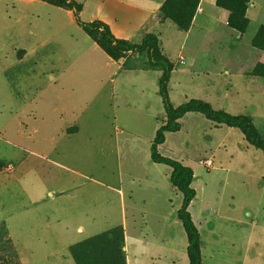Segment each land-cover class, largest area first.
<instances>
[{
	"label": "crops",
	"instance_id": "1",
	"mask_svg": "<svg viewBox=\"0 0 264 264\" xmlns=\"http://www.w3.org/2000/svg\"><path fill=\"white\" fill-rule=\"evenodd\" d=\"M73 1L81 6V21H101L116 39L137 44L146 34L156 35L164 57L175 59L168 85L177 73L209 78V70L196 67L197 59L184 45L195 27L200 32L213 30L220 17L226 25L228 12L215 0L199 1L187 31L163 18L160 8L165 0ZM263 3L248 0L249 24L241 37L231 29L237 43L249 34L246 46L252 54L264 52V46L251 45L264 26L256 9ZM98 35L87 34L73 11L56 3L0 0V208L5 213L0 222L18 264H77L71 252L75 245L117 226L123 229L126 264H174L179 239L187 247L176 217L182 195L170 182L171 168L150 160L155 132L165 123L159 94L161 104L157 99L161 70L150 67L140 53L111 57L99 46ZM196 44L197 48L203 43ZM210 60L213 64L214 58ZM250 64L243 78L264 88V78L252 71L264 61L254 59ZM180 88L192 95L205 92L211 106L212 97L220 96L214 79L203 87L182 83ZM191 94L185 100L201 99ZM194 114L199 113H187L180 122ZM146 126L148 137L134 130ZM168 134L158 146L160 153ZM141 151L144 160L139 166L135 160ZM113 155L118 163L115 172L83 165L90 160L105 162ZM175 192L181 195L177 204L171 199ZM18 215L20 219L10 226L9 220ZM116 215L120 224L98 230ZM127 222L132 225L130 236Z\"/></svg>",
	"mask_w": 264,
	"mask_h": 264
},
{
	"label": "rangeland",
	"instance_id": "2",
	"mask_svg": "<svg viewBox=\"0 0 264 264\" xmlns=\"http://www.w3.org/2000/svg\"><path fill=\"white\" fill-rule=\"evenodd\" d=\"M44 1L59 5L57 0ZM205 1L211 2V0ZM257 6L259 19L264 22V3ZM169 25L174 27L170 23ZM212 26H214L211 27L213 30L204 32H200L195 27L186 37L184 45L185 49L192 50L194 58L197 59L195 66L209 70V78L204 74L196 73L175 74L172 82L167 86L170 103L176 107L193 99L185 100V96L191 93L185 88H180L182 83L187 86L197 83L203 87L208 79H214L220 90V96L212 97L214 104L212 108L223 109L230 114L249 116L264 138V88L242 76L244 69L247 70L251 66L250 61L254 59L264 61V52H255V50V54L250 52V48L246 46L249 34L241 38V43H237L238 36L224 24L221 17L215 20ZM179 33L183 35L182 32ZM181 40L182 38L177 42ZM197 42H202V46L196 48ZM170 58L171 62L175 60L173 55ZM212 58H214L213 64L210 60ZM208 62L210 64H207ZM256 66L257 64L252 70L253 73L264 78L256 70ZM183 67L185 66H177L178 69ZM261 83L264 85V79ZM228 84L231 87L226 89ZM247 84L250 89L246 87ZM201 94H191V96H201L199 100L207 102L208 95L205 92ZM157 99L161 104L158 93ZM230 102L232 104H229ZM194 115L185 116L181 121L180 130L166 136L165 146L161 150L162 153H159L191 164L190 168L194 171L193 189L196 195L189 213L192 214V220L200 234L201 264H264V157L260 150L244 140L239 130L223 125L215 127L203 115ZM134 130L141 136L148 137L147 126ZM143 160L144 152L141 151L140 154H136L135 161L140 166ZM205 160H209L211 165L204 166ZM12 162L15 164L16 161ZM120 162H123L124 166L122 156ZM117 164L114 155L105 162L95 163L90 160L86 165L83 163L84 167L89 169L102 167L108 172H115ZM6 169L10 170L11 165H7ZM180 197L178 192L172 194L173 204H177ZM4 214L3 209L0 208V218ZM19 217L20 215L9 220V225L12 226L20 219ZM116 217L117 219L114 216L109 217L106 222L98 226V230H106L120 224V217L118 215ZM130 228L132 225L127 222L126 230L129 236ZM105 241L104 237L99 239L100 245L106 247L107 253L110 246H107ZM179 243L181 246L173 249L172 261L175 262L174 264H188L184 239H179ZM95 247V242H87L82 250V255L86 259L85 264L95 262ZM0 264H18L14 245L7 239L1 222Z\"/></svg>",
	"mask_w": 264,
	"mask_h": 264
},
{
	"label": "trees",
	"instance_id": "3",
	"mask_svg": "<svg viewBox=\"0 0 264 264\" xmlns=\"http://www.w3.org/2000/svg\"><path fill=\"white\" fill-rule=\"evenodd\" d=\"M58 4L73 11L76 22L87 34L92 37L98 33L99 46L111 57L118 58L123 52H135L146 54L150 67L161 70L158 78V94L162 100L165 114V123L160 126L153 138L150 148V160L157 164H164L171 168L170 182L182 195V201L177 210L176 217L181 223L187 238L186 254L188 264H201L200 234L195 226L188 207L195 198L196 192L191 187L193 171L190 167L172 158L162 156L158 152V146L165 140V133H175L181 128L180 119L187 113H199L215 126L224 125L240 131L244 140L252 147L260 150L264 157V138L255 127L252 119L244 114H230L223 110L213 109L212 106L199 99H190L176 107L169 100L167 86L173 70L172 63L161 55L159 41L156 35L146 34L142 40L133 44L124 40L116 39L107 25L101 21L83 22L79 18L81 6L73 0H57ZM200 0H165L160 11L164 19L170 20L179 30L187 31L191 25ZM216 6L228 12L226 25L236 31L241 37L247 30L249 20L246 17L248 0H216ZM255 48L264 46V26H261L251 41ZM256 70L263 77L264 65L257 64ZM255 70V71H256ZM256 71V73H258ZM259 74V75H260ZM106 240L105 244L110 246L106 253V247L100 245L99 239ZM87 242H95V262L90 264H126L123 248V229L120 226L105 231L83 243L75 245L72 255L77 264H85L86 259L82 250Z\"/></svg>",
	"mask_w": 264,
	"mask_h": 264
},
{
	"label": "built area",
	"instance_id": "4",
	"mask_svg": "<svg viewBox=\"0 0 264 264\" xmlns=\"http://www.w3.org/2000/svg\"><path fill=\"white\" fill-rule=\"evenodd\" d=\"M203 165H204V166H210V165H211V162H210L209 160H205V161L203 162Z\"/></svg>",
	"mask_w": 264,
	"mask_h": 264
}]
</instances>
